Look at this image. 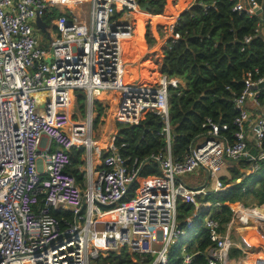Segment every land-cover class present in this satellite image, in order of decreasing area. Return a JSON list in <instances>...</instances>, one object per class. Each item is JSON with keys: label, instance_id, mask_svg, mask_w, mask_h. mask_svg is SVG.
<instances>
[{"label": "built area", "instance_id": "2783aa9c", "mask_svg": "<svg viewBox=\"0 0 264 264\" xmlns=\"http://www.w3.org/2000/svg\"><path fill=\"white\" fill-rule=\"evenodd\" d=\"M193 1L169 11L167 41L178 39L179 14ZM52 9L59 15L41 32L36 16ZM232 10L260 17L243 43L253 36L264 41V0H235ZM138 12L136 0H0V264H193L198 256L203 264H232L233 247L240 261L257 250L264 264V204L198 200L228 186L218 174L228 163L249 160L248 174L264 159V107L257 113L248 108L249 102L258 108L264 74H244L232 141L207 117L206 132L175 158L167 89L179 80L164 73L126 79L132 73L123 40L134 35ZM76 90L85 94L83 115L73 111ZM113 98L116 122L137 123L147 111L162 116L166 146L150 157L159 173L145 175L147 159L119 154L116 129L103 145L92 139L94 102L106 106ZM72 148H83L81 185L65 169ZM201 168L203 184L181 180ZM179 201L193 204L192 211L180 216ZM222 205L230 211L225 223L212 214Z\"/></svg>", "mask_w": 264, "mask_h": 264}, {"label": "trees", "instance_id": "16d2710c", "mask_svg": "<svg viewBox=\"0 0 264 264\" xmlns=\"http://www.w3.org/2000/svg\"><path fill=\"white\" fill-rule=\"evenodd\" d=\"M136 1L140 7H145V11L141 14L146 16L142 29L136 17L133 23L134 35L123 40L125 60H127L125 47L128 41L136 40L137 36H140L145 42V48L149 50L157 40V36L161 35L159 30H166V22L170 18L168 10L171 8V0ZM179 1L173 3L177 9L181 7ZM188 1L190 0H183V3ZM234 1L194 0L179 14L173 30L179 34L178 39L175 42L166 41L165 44L156 48L157 51L149 50L148 52L153 55V60L149 57L143 60L144 63H149L145 70L150 79L158 73H164L168 77H176L180 82L179 86L175 88L169 86L167 89L171 126L170 148L175 158L182 157L189 146L206 132L207 128L202 124L207 117L219 125L220 136L232 141L233 134L237 130L234 123L238 114L235 97L243 89L244 74L247 71H252L254 77L264 74L263 39L260 36H253L250 42L243 43L244 36L254 33L260 17L258 14L248 16L243 12L232 10ZM57 15L59 12L52 9L44 12L42 18L44 22L49 23L50 19ZM162 20L165 23H162ZM135 45H137L136 41ZM242 46H244L243 50H241ZM75 93L77 102L83 108L85 94L79 90ZM257 101L258 108L251 109L253 113L259 112L264 107L263 89L260 90ZM93 111H96V123L104 111L102 102L95 101ZM163 124L162 116L153 111L143 113L137 123L115 122L117 132L114 144L119 154L127 158L147 159L142 169L145 175L160 172L157 164L150 157L165 149L166 140L161 134ZM222 125L226 128H222ZM251 143L249 142L248 145ZM262 146H264V136ZM250 151L256 154L258 149L251 145ZM82 153L83 148H72L70 163L65 168L80 185L84 178L78 169L82 163ZM250 165L249 160L242 159L237 162V165L228 167L229 175L220 176L222 182L228 186L222 192H210L198 197V200L223 201L229 199L240 200L247 205L250 203L264 204V159L258 161L257 169L245 174L243 169H248ZM199 171L206 180V171L202 168ZM181 180L183 181V176ZM38 202L42 203V195ZM193 207L191 203L178 202L180 216L190 213ZM52 213L57 214L58 212L53 210ZM63 213L69 215L67 211ZM212 214L221 223H225L229 219L230 211L222 205ZM197 226L199 234L204 235L206 228L200 223V219ZM259 229L264 234L262 225H259ZM239 253L238 249L234 247L231 249L230 262L232 264L240 261ZM203 262V257L198 256L193 264H203Z\"/></svg>", "mask_w": 264, "mask_h": 264}, {"label": "rangeland", "instance_id": "374dc122", "mask_svg": "<svg viewBox=\"0 0 264 264\" xmlns=\"http://www.w3.org/2000/svg\"><path fill=\"white\" fill-rule=\"evenodd\" d=\"M171 2H172L171 3L172 6L170 5L171 8L168 11L173 9L172 7L176 8L175 10H177V7L174 6L173 3L178 2V0H171ZM179 2H180L179 6H182L185 4V3H183V0H180ZM145 16H146L145 14H141L140 12H138L136 15V17L139 20L140 29H142V23L144 22ZM165 31L159 30V33L164 34ZM135 36H137V35H135ZM135 41L137 42V45H135ZM126 44L127 45L125 47V51H127V53L125 52V57L127 58L126 61H128V69L127 70L129 73H132L131 75L128 74L126 76V79L131 78V77L133 79L147 78L148 72H147V70H145V68L149 65V63H144L143 60L145 59V57H149L153 60V55L148 52L149 50L146 49L147 47L145 48V42H143L142 37L137 36L136 40L133 39L131 41H128ZM73 111H80L81 115H83L84 112L88 111V105L85 104V100L83 103V108H81L80 103H78L77 99L75 98L73 101ZM106 111L100 117V119L95 123V128H94V131L92 133V139L95 140L97 142V144H99V145H102L103 141H109L112 133L116 129L115 128V122L116 121H113L111 119L110 114L107 115V113H109L111 111H107V113H106ZM251 112H253V111H251ZM234 165H237V163H228V166L226 168H222L218 172V174L219 175H229L228 167H231ZM243 170L246 172L247 168H245ZM206 177H207V174H206ZM183 181L185 183H187L189 186H199V184L201 185V183L205 180H204V177L202 176V173L200 171H197L194 174L184 175ZM208 187L211 188L212 185H208ZM254 263L255 262H253L252 264H254ZM249 264H251V263L249 262ZM257 264H260V263L258 262Z\"/></svg>", "mask_w": 264, "mask_h": 264}, {"label": "crops", "instance_id": "0c3cea01", "mask_svg": "<svg viewBox=\"0 0 264 264\" xmlns=\"http://www.w3.org/2000/svg\"><path fill=\"white\" fill-rule=\"evenodd\" d=\"M164 20V19H163ZM162 20V23H165V21H163ZM42 32V31H41ZM167 37H168V34H167V32L165 31V33L164 34H161V35H158L157 36V40L154 42V44L152 45V46H150L151 48H149V50H156L157 51V47H160L162 44H165L166 43V41H167ZM98 101H100V100H98ZM112 102L113 103H111V101H110V103L108 104V105H106V106H104V111H103V113L101 114V116L104 114V112L107 110V111H113V109L115 108V102H116V98H113V100H112ZM253 106V104L251 103V102H249L248 103V108L249 109H251V107ZM107 111H106V113H107ZM111 115V119L113 120V121H115L114 120V118H113V115H112V112H109V113H107V115ZM100 116V117H101ZM100 117H99V119H100ZM98 119V120H99ZM116 128V127H115ZM104 142L105 141H103V143H102V145L104 144ZM247 171V170H246ZM247 172H245V174H246ZM186 175H189V174H186ZM221 176V175H220ZM226 176H228V175H226ZM231 184V183H230ZM246 231H248L249 233H248V235L250 236V240H252V241H256V243H260L259 241H257V237H256V235L252 232V229H251V227H245L244 228ZM239 240H240V242L244 245V246H249V243H248V241L245 239V236L243 235V234H240L239 235ZM257 254V255H256ZM249 262L252 264L253 262H255L256 264L259 262L260 264H261V262H262V259L259 257V255H258V251L257 250H254L253 252H252V254L250 255V258H242V260L240 261V264H249ZM254 263V264H255Z\"/></svg>", "mask_w": 264, "mask_h": 264}, {"label": "water", "instance_id": "95a60500", "mask_svg": "<svg viewBox=\"0 0 264 264\" xmlns=\"http://www.w3.org/2000/svg\"><path fill=\"white\" fill-rule=\"evenodd\" d=\"M140 10L141 11H145V7H140ZM258 11V13L260 12V9H258L257 10ZM35 25H36V27L40 30V31H42V32H44L45 31V28H46V23L42 20V18L40 17V16H36V19H35ZM259 86H262V84H260Z\"/></svg>", "mask_w": 264, "mask_h": 264}]
</instances>
